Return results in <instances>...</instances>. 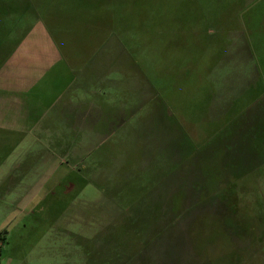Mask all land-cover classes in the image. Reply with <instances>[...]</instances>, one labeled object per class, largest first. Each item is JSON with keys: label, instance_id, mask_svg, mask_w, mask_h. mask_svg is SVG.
Instances as JSON below:
<instances>
[{"label": "rangeland", "instance_id": "rangeland-1", "mask_svg": "<svg viewBox=\"0 0 264 264\" xmlns=\"http://www.w3.org/2000/svg\"><path fill=\"white\" fill-rule=\"evenodd\" d=\"M37 22L104 110L0 180V264H264V0H0Z\"/></svg>", "mask_w": 264, "mask_h": 264}, {"label": "crops", "instance_id": "crops-1", "mask_svg": "<svg viewBox=\"0 0 264 264\" xmlns=\"http://www.w3.org/2000/svg\"><path fill=\"white\" fill-rule=\"evenodd\" d=\"M66 48L56 42L51 30L37 22L0 67V148L4 151L0 180H18L15 176L21 169L20 158L30 154L31 144L47 150L55 141L64 139L53 133H78L88 126L89 118L102 116L103 105L96 104V99L92 103L98 94L92 87L103 84L99 70L103 64L95 59L100 47L93 48L87 62L82 61L78 47ZM83 91L91 98L80 95ZM97 101L101 102L99 98ZM46 119L47 124L42 125ZM55 119H66L69 128L63 127L64 132L54 130L48 123ZM23 148L25 151H20ZM49 158L48 174L56 169L54 166L66 163Z\"/></svg>", "mask_w": 264, "mask_h": 264}, {"label": "trees", "instance_id": "trees-1", "mask_svg": "<svg viewBox=\"0 0 264 264\" xmlns=\"http://www.w3.org/2000/svg\"><path fill=\"white\" fill-rule=\"evenodd\" d=\"M31 11L30 6H26L23 9V12L26 13ZM12 34L11 32H8L7 34L5 33L3 36V40L0 41V67L2 64L7 60L13 49L22 41V39L27 35V33L22 34V36L18 38H10ZM2 237H0L1 240ZM105 264H109V262H105Z\"/></svg>", "mask_w": 264, "mask_h": 264}]
</instances>
